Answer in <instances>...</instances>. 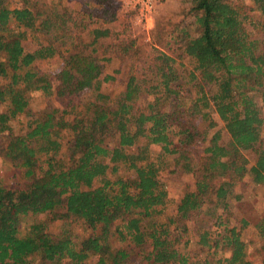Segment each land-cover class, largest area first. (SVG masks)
<instances>
[{
  "label": "trees",
  "instance_id": "1",
  "mask_svg": "<svg viewBox=\"0 0 264 264\" xmlns=\"http://www.w3.org/2000/svg\"><path fill=\"white\" fill-rule=\"evenodd\" d=\"M73 1L0 0V156L25 180L0 181V264H254L237 229L249 224L264 264V213L251 219L237 196L235 217L228 202L247 177L264 188V114L254 101L264 98V41L246 28L245 3L185 0L191 18L155 26L140 59L135 39L110 27L117 0ZM250 1L264 21V0ZM55 55L54 72L34 67ZM111 59L130 61L112 97L98 80ZM90 87L96 99L70 120L64 109L31 107L35 94L74 110ZM211 111L223 124L212 133ZM165 172L192 174L178 201ZM37 214L46 217L21 225ZM57 219L86 235L53 234ZM115 234L122 246L112 249Z\"/></svg>",
  "mask_w": 264,
  "mask_h": 264
},
{
  "label": "rangeland",
  "instance_id": "2",
  "mask_svg": "<svg viewBox=\"0 0 264 264\" xmlns=\"http://www.w3.org/2000/svg\"><path fill=\"white\" fill-rule=\"evenodd\" d=\"M84 0H75L73 1L72 5L74 8L82 7L81 4ZM119 1L117 0V6L119 5ZM185 0H155L153 9L147 15V18L144 20L143 23H139L137 19H134L135 9L133 10L131 7L124 8V12L121 13L119 16L118 21L113 22L110 24V27L118 29L119 31H123L126 36L130 38H134L136 45L140 50V59L145 57V53L150 50V46L152 43V35L155 31V26L164 27L172 23L183 22V25L187 23V21L191 18V16L186 12L188 7L187 3H184ZM240 5L245 3L244 8L246 7V14L248 16L245 26L253 35L254 38L264 41V24L258 25L259 21H262L260 16L257 12L250 10L249 6L251 5L250 0H232ZM244 1V2H243ZM127 6V4H125ZM264 23V21H262ZM161 31V30H160ZM23 46L26 50L33 51L37 44L35 40L31 37H27L22 41ZM112 61H101L103 65L102 71L98 78L100 82V89L102 93H106L110 97L116 95L118 91L121 89L122 85L121 81L126 79L129 71H130V61L119 62L117 59H113ZM62 64V59L59 55H55L49 59H41L37 60L34 64V67L42 73H52L55 70L59 69ZM120 67L118 73H115L114 70ZM113 76L114 79H106L105 77ZM96 90L94 87H90L82 94L78 95L73 99V104L77 105L74 107V110L71 109L69 106H63L60 99L55 97L44 98L39 95H33L31 99V107L33 110L37 109H57V115L60 113L62 109L66 111L64 115L65 119L70 120L73 117L75 111L81 107V103L88 102L91 100L96 99ZM254 101L256 102L257 106L260 108L262 113L264 114V98L258 93L254 97ZM56 115V116H57ZM211 115L213 116L214 120L216 121L217 125L211 129V133L214 132L218 128H222V122L219 117L211 111ZM24 118V117H23ZM25 121V119H24ZM18 126L16 128V124L14 125V130L18 131ZM222 136L224 137L222 141H225L228 137L226 131H223ZM6 139V134L4 135V140ZM204 147V144H200L195 148V151H201ZM153 152H157L159 148L157 146H152L151 149ZM163 179L167 184V188L170 193V198L174 199V197H178L186 183L190 185L193 178L191 174L185 173H172V172H165L163 173ZM0 181L7 187L10 188H17L19 187L20 183L22 186V182H24V178L19 174V171L14 168L9 162L3 159L0 156ZM239 190L243 191L246 194L245 199L242 201L244 205H242V209L244 212L249 214H254L251 219H254L256 214L264 213V188L262 186H252L249 185V177L246 178L241 183ZM249 194V196L247 195ZM256 196V199H255ZM256 204V205H255ZM173 204L169 206V211L173 212ZM237 213L240 212L238 206L234 209ZM242 211V210H241ZM46 216L44 214H37V215H29L23 218L22 226L37 221L39 219H43ZM203 225H207L206 221L204 220ZM190 225H194L193 223ZM49 230L53 234H59L61 232L68 231L69 233L78 236H85L86 231L80 223H74L63 219H57L50 223ZM242 238L246 240V243L249 247H251V255L250 258L254 264H262L261 256L256 253V247L259 244V237L255 230H252L251 227H246L241 229L240 231ZM194 239V235L191 234V240ZM122 244L119 242V238L115 235L111 237V247L112 249H117L121 247ZM94 261V260H92ZM91 261V262H92Z\"/></svg>",
  "mask_w": 264,
  "mask_h": 264
},
{
  "label": "crops",
  "instance_id": "3",
  "mask_svg": "<svg viewBox=\"0 0 264 264\" xmlns=\"http://www.w3.org/2000/svg\"><path fill=\"white\" fill-rule=\"evenodd\" d=\"M126 2H127V0H120L119 1V5H118V15L119 16H121V13L122 12H124L123 10H124V8H126L127 6L125 5L126 4ZM135 14V13H134ZM136 15V14H135ZM135 15H134V19H135ZM118 21V20H117ZM116 22V21H115ZM111 62L113 61L114 62V60L113 59H111L110 60ZM191 176H192V174H191ZM248 178V177H247ZM245 180H246V178H245ZM249 181H250V178H249ZM250 185V184H249ZM190 186H191V188L193 187V180H192V182L190 183ZM241 186V184H238V185H236L235 186V189H234V192H233V194H231L230 196H229V198H228V202H230V204H229V207H232L231 208V210H233V212H235L237 215L235 216V217H241L242 216V214H241V211L240 212H236L234 209L236 208V206H237V202H239V200H237L236 199V197L237 196H241V199H240V201L242 202L244 199H245V197H246V194L243 192V191H241V190H239V187ZM182 193V192H181ZM248 196H249V194H247ZM171 195H170V193H169V197H170ZM180 197H181V194L178 196V197H174V199H171L172 200V202H175V201H178L179 199H180ZM255 199H256V196H255ZM256 205V204H255ZM222 213V209H219L218 210V214L220 215ZM233 224H236L235 222H233ZM247 227H251L252 228V230H255V228L253 227V225H251V224H249ZM237 229L239 230V231H241V229H240V226L238 225L237 226ZM242 236V235H241ZM244 241L246 242V240L244 239ZM248 250H249V253H250V255H251V247H248ZM251 259V258H250Z\"/></svg>",
  "mask_w": 264,
  "mask_h": 264
},
{
  "label": "built area",
  "instance_id": "4",
  "mask_svg": "<svg viewBox=\"0 0 264 264\" xmlns=\"http://www.w3.org/2000/svg\"><path fill=\"white\" fill-rule=\"evenodd\" d=\"M155 0H127V7L135 9V18L139 23H143L147 15L153 9Z\"/></svg>",
  "mask_w": 264,
  "mask_h": 264
}]
</instances>
